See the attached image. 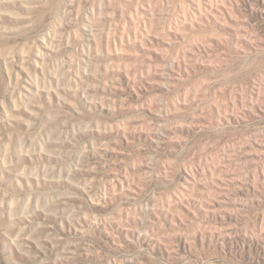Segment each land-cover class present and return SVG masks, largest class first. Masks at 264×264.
Listing matches in <instances>:
<instances>
[{"label": "rangeland", "instance_id": "rangeland-1", "mask_svg": "<svg viewBox=\"0 0 264 264\" xmlns=\"http://www.w3.org/2000/svg\"><path fill=\"white\" fill-rule=\"evenodd\" d=\"M0 264H264V0H0Z\"/></svg>", "mask_w": 264, "mask_h": 264}]
</instances>
